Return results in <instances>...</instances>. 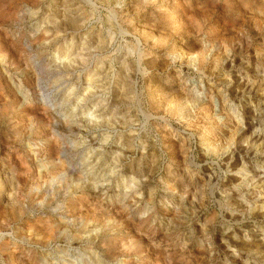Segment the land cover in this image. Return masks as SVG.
<instances>
[{"label":"rangeland","instance_id":"rangeland-1","mask_svg":"<svg viewBox=\"0 0 264 264\" xmlns=\"http://www.w3.org/2000/svg\"><path fill=\"white\" fill-rule=\"evenodd\" d=\"M0 264H264V0H0Z\"/></svg>","mask_w":264,"mask_h":264}]
</instances>
